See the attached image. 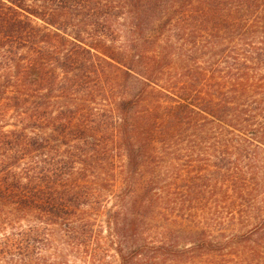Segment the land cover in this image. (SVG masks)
I'll list each match as a JSON object with an SVG mask.
<instances>
[{
	"label": "trees",
	"instance_id": "16d2710c",
	"mask_svg": "<svg viewBox=\"0 0 264 264\" xmlns=\"http://www.w3.org/2000/svg\"><path fill=\"white\" fill-rule=\"evenodd\" d=\"M185 133L264 155V0H0V216L80 217L79 182L112 146L136 169L146 144L165 154Z\"/></svg>",
	"mask_w": 264,
	"mask_h": 264
},
{
	"label": "rangeland",
	"instance_id": "374dc122",
	"mask_svg": "<svg viewBox=\"0 0 264 264\" xmlns=\"http://www.w3.org/2000/svg\"><path fill=\"white\" fill-rule=\"evenodd\" d=\"M134 87L124 84L126 96ZM146 107L143 101L133 112ZM8 114L5 130L13 127ZM68 136L58 142L64 156ZM200 136L176 137L165 154L146 144L145 163L136 169L112 146L107 161L81 178L78 190L85 199L75 219L56 223L33 206L17 215L10 213L13 205L5 207L0 264H120V254L155 256L156 264H221L219 258L256 264L255 252H264V155L255 144L221 145ZM28 165V159L21 161L23 176ZM135 200L143 212L130 213ZM132 219L135 225L125 226Z\"/></svg>",
	"mask_w": 264,
	"mask_h": 264
}]
</instances>
